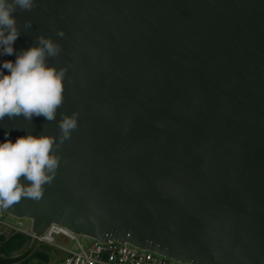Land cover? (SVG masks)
<instances>
[{
	"label": "water",
	"instance_id": "water-1",
	"mask_svg": "<svg viewBox=\"0 0 264 264\" xmlns=\"http://www.w3.org/2000/svg\"><path fill=\"white\" fill-rule=\"evenodd\" d=\"M35 3L0 65L51 38L63 103L51 122L5 116L0 143L58 138L61 113L77 126L42 199L0 207L35 233L0 264L26 260L50 224L193 264H264V0Z\"/></svg>",
	"mask_w": 264,
	"mask_h": 264
},
{
	"label": "clouds",
	"instance_id": "clouds-1",
	"mask_svg": "<svg viewBox=\"0 0 264 264\" xmlns=\"http://www.w3.org/2000/svg\"><path fill=\"white\" fill-rule=\"evenodd\" d=\"M35 7V0H0V55L15 53L13 45L21 34L15 18L17 10L31 12ZM24 27L30 28L31 21ZM57 36L62 38L63 33ZM61 50L51 38L40 35L36 44L16 54L14 62L0 65V120L5 116L56 120L63 103L65 69L50 66L47 61ZM60 115L58 138L28 134L15 142L5 139L0 143V207L9 208L22 198L36 202L42 199L44 186L52 183L59 167L56 152L77 126L75 113Z\"/></svg>",
	"mask_w": 264,
	"mask_h": 264
},
{
	"label": "built area",
	"instance_id": "built-area-1",
	"mask_svg": "<svg viewBox=\"0 0 264 264\" xmlns=\"http://www.w3.org/2000/svg\"><path fill=\"white\" fill-rule=\"evenodd\" d=\"M12 218L13 221L9 219ZM25 218H18L0 210V233H21L31 239L35 236L32 224H25ZM63 235L75 240L77 245L67 250V255L52 264H193L174 260L154 251L133 246L127 242L109 239L102 242L91 238L92 242L84 246L78 235L58 224H50L38 237L39 243L66 250L56 243V237ZM87 237V236H86Z\"/></svg>",
	"mask_w": 264,
	"mask_h": 264
},
{
	"label": "rangeland",
	"instance_id": "rangeland-1",
	"mask_svg": "<svg viewBox=\"0 0 264 264\" xmlns=\"http://www.w3.org/2000/svg\"><path fill=\"white\" fill-rule=\"evenodd\" d=\"M9 220L13 221L12 218H10ZM24 222H25V224H30V220H28V219H25ZM78 239L81 241V243L84 246H88L92 242L91 238L86 237L84 235H78ZM56 243L60 247L66 249V250L58 249L56 247H51V246L39 243L34 252H39V253L46 255L48 257V262L46 264H52V263L56 262L57 260L63 259L68 254L67 250H72L77 245L75 240H72L69 237H66L63 235H58L56 237ZM32 254L27 258L28 261L24 262L25 261L24 260L18 264H41L39 259L36 258V256L32 255Z\"/></svg>",
	"mask_w": 264,
	"mask_h": 264
},
{
	"label": "trees",
	"instance_id": "trees-1",
	"mask_svg": "<svg viewBox=\"0 0 264 264\" xmlns=\"http://www.w3.org/2000/svg\"><path fill=\"white\" fill-rule=\"evenodd\" d=\"M31 238L21 233H0V256L13 257L23 253L30 245ZM41 264L48 262V257L42 253L34 252ZM28 261L26 259L24 262Z\"/></svg>",
	"mask_w": 264,
	"mask_h": 264
}]
</instances>
